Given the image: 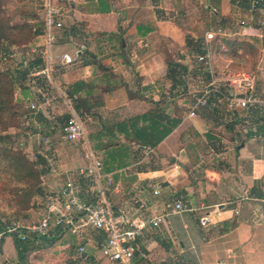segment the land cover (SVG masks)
<instances>
[{
	"label": "crops",
	"instance_id": "0c3cea01",
	"mask_svg": "<svg viewBox=\"0 0 264 264\" xmlns=\"http://www.w3.org/2000/svg\"><path fill=\"white\" fill-rule=\"evenodd\" d=\"M184 1L177 0L179 6L175 7L166 0L163 4L162 0H62L65 7H60L67 11L64 28L54 33L55 43H48L46 37L40 48L43 67L35 70L50 67V71L26 76L36 97L28 99L25 109L34 104L38 115L32 121L24 118L28 134L19 136L25 140L20 144L29 148L32 141L38 142L33 149H38L45 190L33 207L38 213L42 200L56 198L71 172L88 166V149L103 163L99 187L107 190L106 198L115 211L130 220L165 217L164 223L145 229L137 240L138 249L147 256L145 264H264V99L254 109L232 112L214 96L190 117L195 91L187 89L186 95L185 88L184 93L177 90L174 102L164 96L166 88L159 83L169 79L166 70L156 83L153 80L159 73L150 50L161 25L181 36L171 15L179 12ZM262 1L255 10L263 13ZM102 2L110 13L101 11ZM214 2L220 14L212 24L222 26L231 23L233 13H249L255 7L251 0ZM158 10L166 12L170 20H158ZM212 12L217 13L216 7ZM143 26L148 30L140 35ZM207 33L216 30L211 27ZM168 37L173 41L169 33ZM137 44L145 49L136 50ZM64 55L73 62L63 64ZM24 57V64L30 63L33 52ZM134 59L145 62L136 67ZM242 74L247 73L216 79L224 89L230 81L238 82ZM256 90L259 93L257 86ZM73 100L80 102V111ZM154 102L169 112L176 108V115L171 114L182 117V122L156 148L141 147L132 141L126 125L153 109ZM72 116L83 123V142L64 140L62 128ZM60 140L67 144H58ZM51 182H56L55 188ZM80 186L82 198L96 199L92 177L82 179ZM177 202L184 206L180 213L174 212ZM204 216L211 220L207 226L200 224ZM105 239L104 232L89 230L77 241L96 248L93 253L103 259L97 250L101 251ZM8 240L2 246L10 247V240L14 243V239ZM71 241L74 244L69 246L75 250L78 242L74 237Z\"/></svg>",
	"mask_w": 264,
	"mask_h": 264
},
{
	"label": "trees",
	"instance_id": "16d2710c",
	"mask_svg": "<svg viewBox=\"0 0 264 264\" xmlns=\"http://www.w3.org/2000/svg\"><path fill=\"white\" fill-rule=\"evenodd\" d=\"M39 5H22L12 9L10 6L11 0H0V190L2 194L9 200V206L15 207L14 214L18 211H26L33 206L35 199L43 197L45 190L42 182V170L38 163L32 161L26 152L18 146L17 140L25 129L22 127V122L25 117L32 112L31 109H25V103L27 99H31L33 91L31 86L27 84L26 76L30 73H35L36 69L42 68L43 59L41 54V46L45 44V25H44V14H45V0H38ZM186 4L179 10L175 24L184 30H187L184 23L189 20L190 13L196 12L195 14L200 17L207 18L208 30L213 27V18L220 14L219 7L215 5L214 0H208L207 4L209 8H200L197 5L198 0H194L196 5L189 6L188 0H185ZM249 0H244L248 2ZM145 2V1H144ZM51 3L55 6H64L62 0H51ZM102 12L110 13L111 10L107 8V4L102 2ZM262 2H257L254 8H258L262 5ZM188 4V5H187ZM105 6V7H104ZM65 7V6H64ZM216 7V12H212L213 8ZM253 9V8H252ZM211 14L214 16L212 17ZM173 15V14H172ZM220 16V15H219ZM166 17V18H164ZM158 20L167 21L170 20L166 12L157 11ZM224 18L222 19V21ZM39 21L40 23H36ZM120 30V29H119ZM148 30L146 26L139 27V34ZM122 35V33H120ZM141 35V34H140ZM219 38L217 37V40ZM216 40V41H217ZM44 42V43H43ZM215 42V41H214ZM208 43L205 38L187 37L186 46L191 56H197L210 52L213 43ZM43 43V44H42ZM226 46L232 47L234 44L230 41H224ZM237 49L243 47L242 44H237ZM210 47V48H209ZM238 51V50H237ZM237 51H232L237 52ZM18 52H21L19 54ZM23 52H33V58L30 63H25ZM167 61L169 66L177 64V62L168 55ZM23 55V56H22ZM194 60V73L189 71V65H182L184 70L180 73H176L175 87L183 85L184 91L187 93V79L185 76L193 75L196 76L204 68L203 64ZM22 58L24 60H22ZM12 60L13 62L18 60V63H8L7 61ZM26 70H23L24 68ZM213 67V65H212ZM214 76L218 78L220 75L216 67L213 68ZM193 72V71H192ZM202 77L208 83L211 78L208 74L202 72ZM233 75V74H232ZM36 77V76H35ZM80 103L78 100H73V104L77 111H80ZM155 107L144 114L138 115L134 120L126 125L127 130L131 132L132 141L136 142L141 147L156 148L167 136H169L182 122V117L172 116L176 115V108L172 111H167V108L160 107L154 102ZM67 123V122H66ZM124 125V124H123ZM14 129H21L19 133H12ZM114 208V207H113ZM116 210V208H114ZM2 215L0 213V229L4 228L8 222H2ZM59 240V237L53 239H42L39 242L29 240L23 242L20 239L15 238L14 243L17 250L20 264H24L29 254L46 246L47 244L52 245ZM3 241L0 242V246ZM74 249V248H72ZM81 257H85L86 252ZM138 256V257H137ZM89 260H92V256H89ZM136 259H139L136 262ZM134 264H145L147 256L142 254L141 250H137L134 258ZM114 263V262H112ZM119 264V263H115ZM147 264H152L151 261Z\"/></svg>",
	"mask_w": 264,
	"mask_h": 264
},
{
	"label": "built area",
	"instance_id": "2783aa9c",
	"mask_svg": "<svg viewBox=\"0 0 264 264\" xmlns=\"http://www.w3.org/2000/svg\"><path fill=\"white\" fill-rule=\"evenodd\" d=\"M67 11L64 7L55 6L50 1L45 3L44 25L45 39L48 43H55L54 33L64 28V19ZM217 33H220L218 31ZM217 33H208V38L213 39ZM197 61L203 64L206 74L211 81L199 93L195 95V103L189 110V116L193 117L196 112L208 104L211 97L218 98L225 102L229 111L235 112L239 109H254L263 101L258 96L255 83L248 74L240 75L238 82H229L226 87L233 92L226 94L218 80L214 76L209 52L196 56ZM63 64H71L73 59L69 55L62 57ZM50 67L37 74H48ZM35 74V73H33ZM238 90V91H237ZM238 95H244L241 98ZM31 109L35 110L36 105L32 104ZM64 140L66 142H83L86 140V133L83 123L76 116L69 118L62 128ZM88 166L79 168L70 173L69 179L61 187L56 198L42 200L39 204L40 209L37 213L38 218L33 221H14L7 223L0 229V242L7 238L20 239L23 242L42 239L64 238L67 235L77 240H82L89 230L104 232L106 239L101 245L102 257L110 262L119 264H133L135 254L138 250L137 240L147 228H157L165 222L164 216L144 219H128L108 203L106 198L107 190L99 187V182L103 178L101 170L103 163L91 150L86 151ZM92 177L95 182L96 199L88 201L81 197L80 182L82 179ZM112 181L109 179L108 184ZM184 210L182 203L177 202L175 213ZM211 220L208 216L200 219L202 226H207ZM77 241L75 252L82 255L85 253V246ZM70 245V244H69ZM69 247V246H68Z\"/></svg>",
	"mask_w": 264,
	"mask_h": 264
},
{
	"label": "rangeland",
	"instance_id": "374dc122",
	"mask_svg": "<svg viewBox=\"0 0 264 264\" xmlns=\"http://www.w3.org/2000/svg\"><path fill=\"white\" fill-rule=\"evenodd\" d=\"M11 1L12 2L10 4L11 5L10 7L12 9L21 7L24 4L34 5L36 7L39 5L38 0H11ZM166 1L167 4L174 5L175 7L179 6L177 0H166ZM251 1L254 5H256L258 1L262 2V0H251ZM163 2L164 0H162V4ZM207 2L208 0H198L197 5H199L198 7L200 8H205ZM185 4L186 1H184V6ZM188 4L189 6H192V5H196V2L194 0H188ZM227 5H228L227 11H230V9H228L229 4ZM184 6H181L180 4V9L181 8L183 9ZM255 9L256 8H253L252 11L249 13H245L243 11L233 13L231 18V23L229 25L225 24L224 26H222L221 24H219V22L218 23L214 22L213 30H216V33L218 32V30H221V32L217 33L213 39L208 38V33H207L208 28L206 25L208 21L207 18L200 17V12L199 15L195 14L196 12H193V14L190 13L189 20L184 23V26L187 30L184 29L181 30V28H179L175 24L176 22H174V25H176L179 28L181 32V36L179 34L178 36L173 35L171 32L173 29L171 27L161 25L159 28L160 33L157 34L158 40L154 42L153 49H151L150 52L154 54V60L152 59L154 63V68L156 73H159L157 74L158 76H154L155 77L153 78L154 82L156 83V81L158 80L157 78L161 77V75L165 73V70L169 78L165 83L159 81V83L164 84V87L166 88L164 96L166 98L169 97L171 100L175 102L177 100L176 99L177 92L179 91L181 93H184L182 92L184 88L182 84L179 85L178 83L175 89L170 87L172 86V84L175 85L176 77L174 75L184 70L182 65H186V64L189 65L190 67L189 71L191 73H194V68L196 67V66L194 67L195 65L194 60L196 59H193L195 55L194 56L190 55L191 57H188L187 53L189 52H188V47L186 46V38L188 36L192 38H196L200 36L201 38H205L206 41L209 42V44L215 41L213 43V46L209 48H210V52L213 51V54L210 53L211 64L213 65V68L216 67L217 72L220 74L218 76L219 81L223 80L224 78L225 79L228 78V75L230 74L237 75L242 72L247 73L252 77L254 83H257L256 86L258 87L259 90L258 96L264 99V23H262V21L264 20V12L262 13L259 10L256 11ZM172 14L173 15H171L172 16L171 18L174 21H176V19L177 21L180 19L177 17V11H173ZM211 16L214 17L212 14ZM36 23H40V22L37 21ZM168 33L174 38L173 41L168 37ZM217 37L219 38L218 40ZM167 39H169L171 42H169V40ZM226 40L230 41L234 45L232 47L226 46L224 44V41ZM237 44L238 45L240 44V46L242 44L243 47L237 49V47H239L237 46ZM135 46L136 47L134 48L139 51L145 49V47H143L145 45L143 44L141 45L137 44ZM166 49L170 51L168 55L171 56L177 62L175 66L174 65L169 66L168 64L165 63V60L167 61V59H165L167 57L166 55L167 51L166 53L164 52ZM232 51H237V52L232 53ZM18 53L21 54V52ZM23 53L24 56L27 57L31 54V52H23ZM161 53L164 54V57L163 55H161ZM134 61L136 62L135 64L136 67L140 62H145L140 59H134ZM7 62L9 64L10 63L16 64L18 63V60L15 61L16 63L13 62L12 60H9ZM124 62L126 61L123 59L121 63L124 65L125 64ZM124 71L125 70H123V73ZM199 72L201 73L197 74L196 76L193 75H189L188 77L185 76V78L187 79L186 85L188 87L189 92L195 91V94L199 93L208 84L202 77L203 75H201L202 72L203 74L207 73L205 72V69L203 68ZM32 76H35V74H33ZM224 90L226 94H229V91H227L226 89ZM35 97L36 96H32L31 98L35 99ZM26 100L28 99L26 98ZM36 115H38V112L32 110V113L28 117L32 121ZM25 120L26 119H23V122L21 123L23 128H25L23 126ZM20 131L21 129H14L11 132L13 134L14 133L16 134L19 133ZM27 131L28 130L24 129L22 131V135L28 134ZM23 141L25 140L18 138L17 140L18 146L25 150V152L32 161L38 163L39 162L37 158L38 149L36 150L33 149L39 146L37 144L38 142L32 141L31 146L28 148L27 146L24 147L23 144H20V142L23 143ZM57 143L60 145H65L71 142L65 143L63 142V140H60ZM73 143H77V142H73ZM53 161L56 162L58 160H53ZM54 180L58 181L57 178L56 179L54 178ZM50 184L55 188L56 182H51ZM36 200L37 199H35V201ZM35 201L33 202V206L35 205ZM33 206L26 211H18L17 214H14L15 210L18 209L9 206V200L4 196V194H2L0 190V213L3 216L2 222L11 223L14 221H21V220L23 221L36 220L37 209H35ZM72 238H73L72 236L67 235L64 238H60L52 245L47 244L46 246L44 245L41 246V248L29 254L24 264H115L109 262L108 259L103 257H102L103 259H99L98 256H96V254L93 253L94 251H96V248L92 246H86V244H85V248H86L85 252L87 256L81 257L79 254H77V252H74V249L69 248V247L74 248L73 246H69V244L71 245L74 244L71 241ZM8 239L11 238H7L6 240ZM97 251L100 253V254L98 253L99 256H102L101 251H99V249ZM89 255L93 256L92 260H89L90 259ZM0 264H20L18 254L15 248V244L13 243L12 240H10V247L9 245L2 246L1 244Z\"/></svg>",
	"mask_w": 264,
	"mask_h": 264
},
{
	"label": "water",
	"instance_id": "95a60500",
	"mask_svg": "<svg viewBox=\"0 0 264 264\" xmlns=\"http://www.w3.org/2000/svg\"><path fill=\"white\" fill-rule=\"evenodd\" d=\"M238 96H240L241 98H243V97H244V95H238Z\"/></svg>",
	"mask_w": 264,
	"mask_h": 264
}]
</instances>
